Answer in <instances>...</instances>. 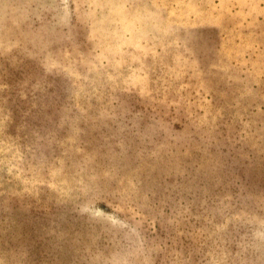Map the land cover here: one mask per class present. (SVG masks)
<instances>
[{"label": "rangeland", "instance_id": "1", "mask_svg": "<svg viewBox=\"0 0 264 264\" xmlns=\"http://www.w3.org/2000/svg\"><path fill=\"white\" fill-rule=\"evenodd\" d=\"M0 264H264V0H0Z\"/></svg>", "mask_w": 264, "mask_h": 264}]
</instances>
